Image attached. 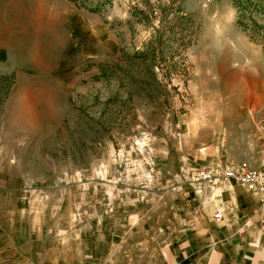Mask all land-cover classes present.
<instances>
[{
    "label": "rangeland",
    "instance_id": "1",
    "mask_svg": "<svg viewBox=\"0 0 264 264\" xmlns=\"http://www.w3.org/2000/svg\"><path fill=\"white\" fill-rule=\"evenodd\" d=\"M263 120L264 0H0L13 190L95 186L160 233L199 169L260 162Z\"/></svg>",
    "mask_w": 264,
    "mask_h": 264
},
{
    "label": "crops",
    "instance_id": "2",
    "mask_svg": "<svg viewBox=\"0 0 264 264\" xmlns=\"http://www.w3.org/2000/svg\"><path fill=\"white\" fill-rule=\"evenodd\" d=\"M12 188L0 175V264H264L261 196L235 183L186 187L160 233L139 201L84 200L95 186L52 201L45 188Z\"/></svg>",
    "mask_w": 264,
    "mask_h": 264
},
{
    "label": "built area",
    "instance_id": "3",
    "mask_svg": "<svg viewBox=\"0 0 264 264\" xmlns=\"http://www.w3.org/2000/svg\"><path fill=\"white\" fill-rule=\"evenodd\" d=\"M262 147L261 159L258 167L250 165L248 162L232 164L226 168L199 169L192 183L196 192L201 194L205 188H213L218 184L235 183L242 186L248 192L261 196L264 205V122L262 124ZM220 211L213 215L215 221L222 220Z\"/></svg>",
    "mask_w": 264,
    "mask_h": 264
},
{
    "label": "bare ground",
    "instance_id": "4",
    "mask_svg": "<svg viewBox=\"0 0 264 264\" xmlns=\"http://www.w3.org/2000/svg\"><path fill=\"white\" fill-rule=\"evenodd\" d=\"M259 65H260V62H255V63H254V66H255V67H257V66H259ZM239 83L242 85V84H243V83H242V80L238 82V85H239ZM241 85H239V87H240ZM224 87H225V88H228L227 85H224ZM229 89H230V88H229ZM241 89H242V88H241ZM230 100H231V99H230ZM230 104H231V102L228 103L227 106H230ZM215 161H216V160H215ZM217 162H218V161H217Z\"/></svg>",
    "mask_w": 264,
    "mask_h": 264
}]
</instances>
